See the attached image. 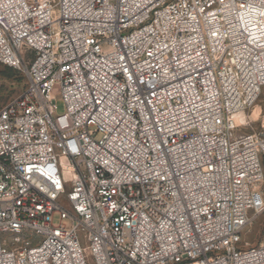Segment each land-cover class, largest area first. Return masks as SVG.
<instances>
[{"label":"built area","instance_id":"built-area-1","mask_svg":"<svg viewBox=\"0 0 264 264\" xmlns=\"http://www.w3.org/2000/svg\"><path fill=\"white\" fill-rule=\"evenodd\" d=\"M0 64V264H264V0H0Z\"/></svg>","mask_w":264,"mask_h":264},{"label":"rangeland","instance_id":"rangeland-1","mask_svg":"<svg viewBox=\"0 0 264 264\" xmlns=\"http://www.w3.org/2000/svg\"><path fill=\"white\" fill-rule=\"evenodd\" d=\"M27 84L26 76L23 72L17 70H10L7 67L0 64V108L8 102L16 99L24 90ZM262 96L256 106L247 112L245 115L247 122L250 125H246L240 129V133L250 132L260 127L261 121L264 118V88L262 89ZM56 112L61 114L63 112V104L56 94ZM242 121L244 122V116ZM65 205V204H64ZM66 206V205H65ZM254 215V214H253ZM264 227V214L259 216L253 226L250 228L249 233L244 236V240L249 242L251 246H257L261 240L262 231ZM87 263L93 264L90 257H87Z\"/></svg>","mask_w":264,"mask_h":264},{"label":"bare ground","instance_id":"bare-ground-1","mask_svg":"<svg viewBox=\"0 0 264 264\" xmlns=\"http://www.w3.org/2000/svg\"><path fill=\"white\" fill-rule=\"evenodd\" d=\"M241 116H243L242 114H237V115H235L234 116V119H235V121L237 122V123H243V121H242V117Z\"/></svg>","mask_w":264,"mask_h":264},{"label":"trees","instance_id":"trees-1","mask_svg":"<svg viewBox=\"0 0 264 264\" xmlns=\"http://www.w3.org/2000/svg\"><path fill=\"white\" fill-rule=\"evenodd\" d=\"M2 65V64H1ZM4 66V65H3ZM5 67H7V66H5ZM8 69H10V70H15V69H12V68H9V67H7Z\"/></svg>","mask_w":264,"mask_h":264}]
</instances>
